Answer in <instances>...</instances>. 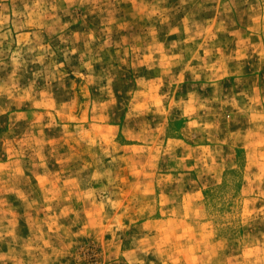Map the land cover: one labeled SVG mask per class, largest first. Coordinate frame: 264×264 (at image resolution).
Segmentation results:
<instances>
[{"label":"rangeland","instance_id":"1","mask_svg":"<svg viewBox=\"0 0 264 264\" xmlns=\"http://www.w3.org/2000/svg\"><path fill=\"white\" fill-rule=\"evenodd\" d=\"M0 264H264V0H0Z\"/></svg>","mask_w":264,"mask_h":264}]
</instances>
